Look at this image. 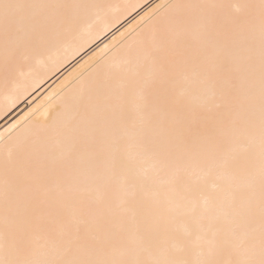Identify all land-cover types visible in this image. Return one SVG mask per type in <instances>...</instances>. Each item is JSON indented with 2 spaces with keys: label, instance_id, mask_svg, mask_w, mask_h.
<instances>
[{
  "label": "bare ground",
  "instance_id": "1",
  "mask_svg": "<svg viewBox=\"0 0 264 264\" xmlns=\"http://www.w3.org/2000/svg\"><path fill=\"white\" fill-rule=\"evenodd\" d=\"M23 2L67 7L24 59L0 35V259L21 228L39 259L66 229L149 262L258 242L261 0Z\"/></svg>",
  "mask_w": 264,
  "mask_h": 264
},
{
  "label": "snow or ice",
  "instance_id": "2",
  "mask_svg": "<svg viewBox=\"0 0 264 264\" xmlns=\"http://www.w3.org/2000/svg\"><path fill=\"white\" fill-rule=\"evenodd\" d=\"M48 7L67 6L32 4L23 0H0V35L3 36L6 44L9 42L15 44L12 59L26 58V50L37 45L42 22L34 10ZM211 7L224 9L240 6L221 4ZM260 10V103L261 121L264 126V0H261ZM34 208L35 206L33 210ZM260 219L258 242L253 234L237 238L222 249L227 251L229 256L227 259L210 257L196 262L117 259L111 256L105 242L93 240L89 244H83L80 236L78 234L74 236L71 229H66L59 241L51 235L49 237L57 248L59 258L39 259L35 258L34 241L28 236L27 229L21 228L13 235L9 254L0 259V264H264V172H262ZM76 232L79 233L80 229L77 228Z\"/></svg>",
  "mask_w": 264,
  "mask_h": 264
}]
</instances>
